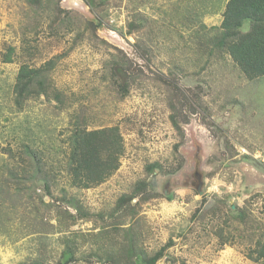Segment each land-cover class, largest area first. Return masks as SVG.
Returning a JSON list of instances; mask_svg holds the SVG:
<instances>
[{
  "label": "rangeland",
  "instance_id": "rangeland-1",
  "mask_svg": "<svg viewBox=\"0 0 264 264\" xmlns=\"http://www.w3.org/2000/svg\"><path fill=\"white\" fill-rule=\"evenodd\" d=\"M70 1L0 0V264H264V77L212 52L228 0ZM22 65L46 93L17 104ZM109 127L119 167L73 186L68 139Z\"/></svg>",
  "mask_w": 264,
  "mask_h": 264
},
{
  "label": "trees",
  "instance_id": "trees-1",
  "mask_svg": "<svg viewBox=\"0 0 264 264\" xmlns=\"http://www.w3.org/2000/svg\"><path fill=\"white\" fill-rule=\"evenodd\" d=\"M44 0H25L29 6L41 7L39 3ZM249 23L246 31L242 30L245 23ZM219 35L210 39L213 50L227 54L240 72L249 80L264 77V0H228L222 20L217 27ZM12 48H8V54L3 59L10 62ZM49 62L44 68V76L51 68ZM42 69H28L20 66L16 76L14 92L17 104L33 94H45L42 82ZM38 87V90H34ZM67 171L71 178V184L78 188H91L103 183L119 167L120 157L123 154L122 138L117 127L102 128L94 131L77 129L70 136ZM151 167H156L152 165ZM143 186V185H142ZM122 199V198H121ZM230 219L237 223L249 222L244 208L229 209ZM229 218V216H227ZM225 241V240H223ZM258 245L260 243L258 242ZM164 249H160L152 255L138 250L131 257H125V264H156L162 256ZM69 255L71 262L73 255L69 249L64 251ZM251 258V256L249 257ZM264 258V244L260 245L256 258L253 261ZM63 263V261H62ZM68 263V262H67Z\"/></svg>",
  "mask_w": 264,
  "mask_h": 264
},
{
  "label": "built area",
  "instance_id": "built-area-1",
  "mask_svg": "<svg viewBox=\"0 0 264 264\" xmlns=\"http://www.w3.org/2000/svg\"><path fill=\"white\" fill-rule=\"evenodd\" d=\"M68 5L80 11H87L88 9L87 5L84 4L82 0H72L68 2Z\"/></svg>",
  "mask_w": 264,
  "mask_h": 264
},
{
  "label": "water",
  "instance_id": "water-1",
  "mask_svg": "<svg viewBox=\"0 0 264 264\" xmlns=\"http://www.w3.org/2000/svg\"><path fill=\"white\" fill-rule=\"evenodd\" d=\"M67 257V255L65 256V258Z\"/></svg>",
  "mask_w": 264,
  "mask_h": 264
}]
</instances>
